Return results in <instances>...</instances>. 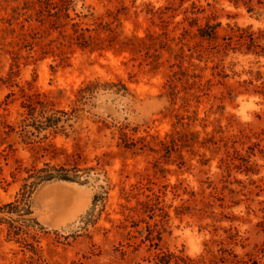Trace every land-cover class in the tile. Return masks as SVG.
Masks as SVG:
<instances>
[{"label": "rangeland", "instance_id": "obj_1", "mask_svg": "<svg viewBox=\"0 0 264 264\" xmlns=\"http://www.w3.org/2000/svg\"><path fill=\"white\" fill-rule=\"evenodd\" d=\"M0 264H264V0H0Z\"/></svg>", "mask_w": 264, "mask_h": 264}, {"label": "trees", "instance_id": "obj_2", "mask_svg": "<svg viewBox=\"0 0 264 264\" xmlns=\"http://www.w3.org/2000/svg\"><path fill=\"white\" fill-rule=\"evenodd\" d=\"M204 36V35H201ZM241 36L240 38H242ZM248 42V47H253L257 40H259V36H255L253 33H249L247 36H245ZM76 44L82 48H86L92 44H94V38L91 36H84L83 33H78V36H75ZM96 40V39H95ZM57 122V120L53 121ZM49 125H52L50 123ZM51 127V126H48ZM77 172L76 168L72 169H66L63 166L60 167H50V169L47 170H40L39 176L37 179L40 181H50V180H60V181H66V182H75L78 179V176L75 174ZM161 260V259H159Z\"/></svg>", "mask_w": 264, "mask_h": 264}]
</instances>
